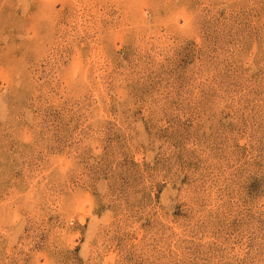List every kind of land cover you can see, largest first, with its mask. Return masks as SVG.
<instances>
[{
    "label": "rangeland",
    "instance_id": "obj_1",
    "mask_svg": "<svg viewBox=\"0 0 264 264\" xmlns=\"http://www.w3.org/2000/svg\"><path fill=\"white\" fill-rule=\"evenodd\" d=\"M0 264H264V0H0Z\"/></svg>",
    "mask_w": 264,
    "mask_h": 264
}]
</instances>
